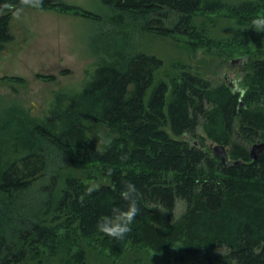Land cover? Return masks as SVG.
<instances>
[{
    "label": "trees",
    "instance_id": "1",
    "mask_svg": "<svg viewBox=\"0 0 264 264\" xmlns=\"http://www.w3.org/2000/svg\"><path fill=\"white\" fill-rule=\"evenodd\" d=\"M101 1L113 24L127 16L149 31L191 37L196 13L225 8L220 0ZM236 5L251 18L264 12V0ZM24 6L0 0V49L13 39V12ZM38 8L101 19L66 0H42ZM263 40H254L262 52L245 56L243 88L183 69L167 97L168 84L156 80L161 58L96 38L103 55L80 89L55 91L42 116L12 103L0 107V264L54 254L64 237L95 241L114 255L146 247L162 259L179 246L177 264H264V148L254 159L248 148L264 143ZM87 120L108 128L110 145L89 138ZM199 126L230 145V161L205 147ZM86 163L100 165L107 179L91 196L85 189L93 183L70 171ZM46 173L48 184L36 185ZM127 181L141 211L116 240L97 222L113 207L126 208L120 191ZM178 202L184 211L175 217Z\"/></svg>",
    "mask_w": 264,
    "mask_h": 264
},
{
    "label": "rangeland",
    "instance_id": "2",
    "mask_svg": "<svg viewBox=\"0 0 264 264\" xmlns=\"http://www.w3.org/2000/svg\"><path fill=\"white\" fill-rule=\"evenodd\" d=\"M67 1L100 14L101 19L96 21L81 12L32 6L13 12L9 23L13 39L0 49V107L12 103L26 108L32 115L42 116L48 110L55 91L80 89L103 55L102 45L98 47L95 44L96 38L113 40L129 53L143 51L161 58L163 63L156 72V80L161 79L168 84L167 97L178 84V76L183 69L197 72L213 84L225 83L243 88L245 56L263 51L253 40L264 38V32L255 31L251 27L254 17L238 11L236 5L242 1L256 3V0H220L225 6L223 10L196 13L193 28V33H196L193 37L196 38L149 31L142 27L141 19L133 17L125 16L122 23L113 24L109 21L113 11L101 0ZM86 127L89 138L100 146L105 144L104 140L112 139L102 123L87 120ZM198 133L204 136V144L209 151L223 145L226 152L224 161L231 160L230 145L206 137L200 126ZM248 148L252 151V144ZM70 171L91 183L107 181L100 165L95 163L78 165ZM46 174L38 179L36 185L48 184L49 176ZM183 208L178 202L174 216L179 217ZM179 251V246L173 247L162 259L149 248L129 246L122 254L114 255L94 241L64 237L56 253L46 252L41 258H30L23 264H177L175 257Z\"/></svg>",
    "mask_w": 264,
    "mask_h": 264
},
{
    "label": "clouds",
    "instance_id": "3",
    "mask_svg": "<svg viewBox=\"0 0 264 264\" xmlns=\"http://www.w3.org/2000/svg\"><path fill=\"white\" fill-rule=\"evenodd\" d=\"M23 2L29 4L32 7H39L42 0H23ZM251 27L257 32H264V13H258L251 21ZM106 145L111 144V140L107 139L103 141ZM127 158L126 156L124 157ZM112 174V169L108 170V175ZM98 184H90L85 189V195L91 196L94 191L99 190ZM138 190L136 186L127 181L124 183L123 188L120 191V196L123 200L127 201L126 208H120L118 206L112 208V215L109 217H103L97 222V230L109 237L116 240H122L132 231L131 225L136 216L140 213L141 208L138 203Z\"/></svg>",
    "mask_w": 264,
    "mask_h": 264
},
{
    "label": "water",
    "instance_id": "4",
    "mask_svg": "<svg viewBox=\"0 0 264 264\" xmlns=\"http://www.w3.org/2000/svg\"><path fill=\"white\" fill-rule=\"evenodd\" d=\"M264 148V143H255L252 145V151H251V157L254 159L256 158V151H260ZM213 155L221 156V160L224 161L226 157L225 147L223 145H219L217 147H214L213 149Z\"/></svg>",
    "mask_w": 264,
    "mask_h": 264
},
{
    "label": "bare ground",
    "instance_id": "5",
    "mask_svg": "<svg viewBox=\"0 0 264 264\" xmlns=\"http://www.w3.org/2000/svg\"><path fill=\"white\" fill-rule=\"evenodd\" d=\"M219 10H220V9H219ZM222 10H223V9H222ZM213 11H215V10H213ZM73 12H74V11H73ZM216 12H217V11H216ZM74 14H75V13H74ZM239 15H240V13H239ZM239 15H238V16H239ZM238 16H237V17H238ZM241 21H242V20H241ZM111 22H112V21H111ZM116 33H117V32H116ZM170 36H171V34H170ZM248 36H249V35H248ZM247 39H248V38H247ZM261 39H262V37H261ZM175 40H176V39H175ZM246 41H247V40H246ZM253 41H254V40H253ZM263 41H264V40H263ZM191 42H192V41H191ZM245 43H246V42H245ZM237 44H238V43H237ZM242 44H243V41H242ZM230 45L232 46V43H231ZM245 45H246V44H245ZM195 46H196V45H195ZM226 46H227V44H226ZM233 46H234V45H233ZM231 48H232V47H231ZM192 49H193V47H192ZM224 49H225V48H224ZM229 50H230V49H229ZM234 50H235V49H234ZM183 65H184V64H183ZM214 156H215V155H214ZM93 162H94V161H93ZM104 177H105V176H104ZM82 238H83V237H82ZM85 238H86V237H85ZM83 241H84V239H83ZM70 242H71V241H70ZM85 242H86V241H85ZM94 242H95V241H94ZM131 242H132V241H131ZM131 242H130V243H131ZM133 244H134V243H133ZM140 244H141V243H140ZM136 246H137V245H136ZM143 246H144V245H143ZM88 247H89V246H88ZM138 247H139V246H138ZM93 248H94V247H93ZM69 249H70V248H69ZM121 250H122V249H121ZM132 250H133V249H132ZM117 251H118V250H117ZM112 253H113V252H112ZM99 254H100V253H99ZM110 255H111V254H110ZM110 255H109V256H110ZM123 255H124V254H123ZM102 256H103V255H102ZM111 257H112V256H111ZM121 257H122V256H121ZM121 257H120V258H121ZM119 261H120V260H119ZM113 263H114V262H113ZM126 264H127V263H126Z\"/></svg>",
    "mask_w": 264,
    "mask_h": 264
},
{
    "label": "crops",
    "instance_id": "6",
    "mask_svg": "<svg viewBox=\"0 0 264 264\" xmlns=\"http://www.w3.org/2000/svg\"><path fill=\"white\" fill-rule=\"evenodd\" d=\"M67 1V0H66Z\"/></svg>",
    "mask_w": 264,
    "mask_h": 264
}]
</instances>
